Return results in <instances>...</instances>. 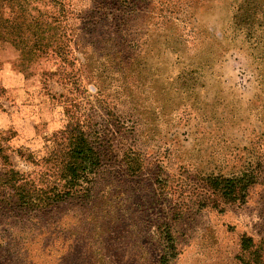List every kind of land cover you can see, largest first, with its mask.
<instances>
[{
    "label": "rangeland",
    "instance_id": "374dc122",
    "mask_svg": "<svg viewBox=\"0 0 264 264\" xmlns=\"http://www.w3.org/2000/svg\"><path fill=\"white\" fill-rule=\"evenodd\" d=\"M28 1L35 54L0 39V264H264V0ZM72 122L88 193L17 205L6 172L53 185ZM243 171L226 202L210 177Z\"/></svg>",
    "mask_w": 264,
    "mask_h": 264
},
{
    "label": "trees",
    "instance_id": "16d2710c",
    "mask_svg": "<svg viewBox=\"0 0 264 264\" xmlns=\"http://www.w3.org/2000/svg\"><path fill=\"white\" fill-rule=\"evenodd\" d=\"M26 5L20 0H0V39L8 38L12 40L23 53L35 54L32 48L37 44H29L27 38L32 32V27L38 23V18L30 11L29 6L33 5L28 0ZM53 6L58 7L61 14L65 11V0H52ZM10 13L6 16V7ZM103 0L98 1L96 10H105ZM36 9V7H34ZM106 11V10H105ZM97 12H99L97 10ZM106 14V13H105ZM60 22L59 18L55 19ZM58 20V21H57ZM26 36V37H25ZM40 41L43 39L39 38ZM61 39V37L59 38ZM26 41V44H25ZM47 45V43H44ZM39 47H35L37 49ZM67 131L69 148L66 156L61 160V165L56 170V180L53 185L47 184L45 188L35 186L34 181L28 179L24 173L11 168L6 172L5 183L13 191L12 198L17 205L23 208H44L53 202L61 201L67 197L87 194L93 175L99 170L102 164L101 152L95 147L89 135L82 129L79 123H70ZM22 153V151H21ZM23 154V153H22ZM29 158H32L28 155ZM211 186L226 202L245 201L247 191L257 179L255 171H243L238 174L219 175L210 177ZM59 180L63 182L59 187ZM0 196V203L1 202ZM244 248H249L252 244L250 238H244ZM164 257L163 261L166 262Z\"/></svg>",
    "mask_w": 264,
    "mask_h": 264
}]
</instances>
